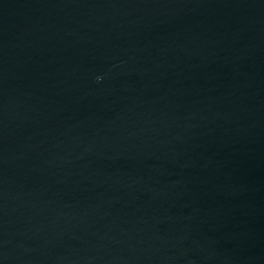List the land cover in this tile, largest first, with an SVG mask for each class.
I'll return each mask as SVG.
<instances>
[{"label": "water", "instance_id": "95a60500", "mask_svg": "<svg viewBox=\"0 0 264 264\" xmlns=\"http://www.w3.org/2000/svg\"><path fill=\"white\" fill-rule=\"evenodd\" d=\"M0 264H264V0H0Z\"/></svg>", "mask_w": 264, "mask_h": 264}]
</instances>
